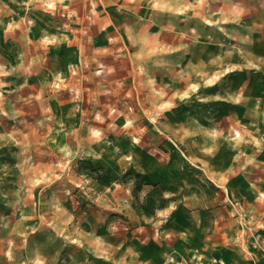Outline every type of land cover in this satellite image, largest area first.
<instances>
[{"label": "rangeland", "instance_id": "obj_1", "mask_svg": "<svg viewBox=\"0 0 264 264\" xmlns=\"http://www.w3.org/2000/svg\"><path fill=\"white\" fill-rule=\"evenodd\" d=\"M137 236L264 264V0H0V264Z\"/></svg>", "mask_w": 264, "mask_h": 264}, {"label": "crops", "instance_id": "obj_2", "mask_svg": "<svg viewBox=\"0 0 264 264\" xmlns=\"http://www.w3.org/2000/svg\"><path fill=\"white\" fill-rule=\"evenodd\" d=\"M145 229L146 231L149 230V228L144 227L139 231L143 232ZM143 239V237L137 236L135 243H122L117 248L118 253L116 254L114 262L116 264H156L152 253H149L148 250L144 252L140 251L139 245L144 244Z\"/></svg>", "mask_w": 264, "mask_h": 264}, {"label": "built area", "instance_id": "obj_3", "mask_svg": "<svg viewBox=\"0 0 264 264\" xmlns=\"http://www.w3.org/2000/svg\"><path fill=\"white\" fill-rule=\"evenodd\" d=\"M174 258L172 257L171 260H173Z\"/></svg>", "mask_w": 264, "mask_h": 264}]
</instances>
